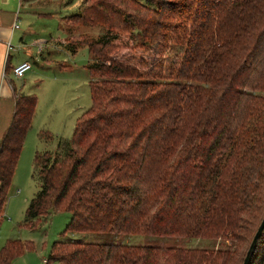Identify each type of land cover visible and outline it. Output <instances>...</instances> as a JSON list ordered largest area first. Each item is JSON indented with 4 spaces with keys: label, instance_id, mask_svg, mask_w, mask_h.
Listing matches in <instances>:
<instances>
[{
    "label": "trees",
    "instance_id": "trees-1",
    "mask_svg": "<svg viewBox=\"0 0 264 264\" xmlns=\"http://www.w3.org/2000/svg\"><path fill=\"white\" fill-rule=\"evenodd\" d=\"M95 26L105 31L76 33ZM65 28L67 50L91 55L92 104L70 138L36 153L23 225L65 211L63 233L228 246L58 240L45 264H242L264 217V0H83ZM37 101L16 94L0 138V224ZM33 248L10 239L0 264ZM250 264H264V230Z\"/></svg>",
    "mask_w": 264,
    "mask_h": 264
},
{
    "label": "rangeland",
    "instance_id": "rangeland-1",
    "mask_svg": "<svg viewBox=\"0 0 264 264\" xmlns=\"http://www.w3.org/2000/svg\"><path fill=\"white\" fill-rule=\"evenodd\" d=\"M77 1L79 0H30L31 5L28 8L30 16L28 19H22L24 23L21 29L27 28L28 23L31 24L36 33L34 38L42 41L43 53L47 59L39 57L38 60L31 61L30 72H34V77L28 79L27 73L24 84L22 79L14 77L12 70L11 73H7L18 91L23 88L22 92L35 94L38 101L9 189L4 218L0 224V251L10 239L33 242L34 248L26 249L22 255L15 258L14 262L15 264H44L43 258L48 259L52 244L58 240L207 249L228 246V243L221 244L218 240L208 238L124 233H63L71 219V213L65 211L42 217L38 221L39 226L35 228L23 225L25 210L39 190V181L34 176L36 153L44 150L53 151L60 137L70 138L79 117L92 104L91 77L87 69V65L92 60L91 55L86 46L80 47L77 53L72 54L63 44L67 36L63 27L64 18L79 10L81 2L75 3ZM104 31L103 28L95 26L81 27L76 33L85 32L97 37ZM178 49L179 47L171 45L170 50L163 54L166 65L171 58L173 59ZM16 51V47L15 50H11L14 61L17 59ZM124 52H127V49L121 48L120 55ZM140 53L142 52L138 50L137 54L140 55ZM41 131H48L51 138L47 139L43 135L40 137Z\"/></svg>",
    "mask_w": 264,
    "mask_h": 264
},
{
    "label": "crops",
    "instance_id": "crops-1",
    "mask_svg": "<svg viewBox=\"0 0 264 264\" xmlns=\"http://www.w3.org/2000/svg\"><path fill=\"white\" fill-rule=\"evenodd\" d=\"M79 1L81 2L79 5L80 7L83 0ZM79 1L75 3H79ZM30 5V0H0V138L11 122L14 111V96L21 93L23 89L18 91L14 81L7 73L10 72L13 67L24 61L31 62L38 60L39 57L42 59H44V57L46 58L43 53L44 49H42V41L34 38L36 33L31 27V24L28 23L27 25L29 26L27 28L21 29L24 23L22 19H28L30 16L28 10ZM23 9L25 10L22 12ZM21 15H23L22 18ZM69 16L64 18L63 23L64 31L67 33L65 41L70 37L65 28V21ZM21 20L22 22H20ZM16 24L18 25L17 28L15 27ZM13 43H15V46H13ZM64 43L63 41V44ZM15 47L17 48V59L14 61V55L11 54V50H15ZM31 70L27 72L28 74L26 73L28 79L34 77V72L31 73ZM25 75L22 78H17L23 80L22 84L25 83ZM22 93L30 94V92ZM44 259L47 258H43V260ZM43 263L45 264L44 261Z\"/></svg>",
    "mask_w": 264,
    "mask_h": 264
},
{
    "label": "water",
    "instance_id": "water-1",
    "mask_svg": "<svg viewBox=\"0 0 264 264\" xmlns=\"http://www.w3.org/2000/svg\"><path fill=\"white\" fill-rule=\"evenodd\" d=\"M264 230V217L262 219L261 224L258 227V230L256 232V234L254 235L251 244L248 248V251L246 253V256L244 258V261L242 264H250L251 260H252V256L254 255L256 249H257V245H258V240L260 239L262 233Z\"/></svg>",
    "mask_w": 264,
    "mask_h": 264
},
{
    "label": "built area",
    "instance_id": "built-area-1",
    "mask_svg": "<svg viewBox=\"0 0 264 264\" xmlns=\"http://www.w3.org/2000/svg\"><path fill=\"white\" fill-rule=\"evenodd\" d=\"M15 27L17 28L18 25L16 24ZM11 46V45H9ZM32 68V63L29 62V61H24L18 65H16L15 67H13L12 69V72H13V75L16 77V78H22L24 77V75L29 71L31 70ZM44 262L47 261V259H44L43 260Z\"/></svg>",
    "mask_w": 264,
    "mask_h": 264
}]
</instances>
